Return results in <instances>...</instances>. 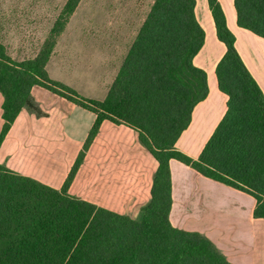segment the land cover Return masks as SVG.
<instances>
[{"label": "trees", "instance_id": "obj_1", "mask_svg": "<svg viewBox=\"0 0 264 264\" xmlns=\"http://www.w3.org/2000/svg\"><path fill=\"white\" fill-rule=\"evenodd\" d=\"M78 0H68L67 10ZM224 52L214 74L225 110L196 159L174 148L192 107L206 96V77L192 64L203 43L194 0H153L101 101L48 78V50L14 61L0 45V141L18 111H41L30 96L41 86L95 113L82 151L53 189L0 165V264H230L204 236L172 227L168 160L243 191L264 218V96L234 47L217 0H206ZM235 22L264 39V0H233ZM124 124L156 161L148 201L131 219L67 194L83 150L100 121Z\"/></svg>", "mask_w": 264, "mask_h": 264}, {"label": "crops", "instance_id": "obj_2", "mask_svg": "<svg viewBox=\"0 0 264 264\" xmlns=\"http://www.w3.org/2000/svg\"><path fill=\"white\" fill-rule=\"evenodd\" d=\"M217 2L234 36L236 52L264 96V39L236 25L233 0ZM193 12L204 37L192 64L204 71L207 91L192 107L174 148L196 159L224 113L226 95L218 90L214 74L225 48L215 36L206 0H194ZM52 60L50 56L44 65L49 79L96 101L104 98L120 65L100 89V78L78 72L65 76L62 65ZM96 69L98 66L92 68ZM29 93L42 114L35 115L24 107L18 111L0 141V165L59 189L82 151L95 113L38 85H32ZM1 103L0 95V129ZM155 168L156 161L138 142L132 128L103 119L83 150L66 192L116 214L137 218L149 199ZM168 174L167 219L172 227L201 234L230 264H264V218L253 216L252 196L202 176L172 158L168 160Z\"/></svg>", "mask_w": 264, "mask_h": 264}, {"label": "rangeland", "instance_id": "obj_3", "mask_svg": "<svg viewBox=\"0 0 264 264\" xmlns=\"http://www.w3.org/2000/svg\"><path fill=\"white\" fill-rule=\"evenodd\" d=\"M67 1L0 0V45L14 61L48 50L65 76L94 75L102 89L153 0H78L70 10Z\"/></svg>", "mask_w": 264, "mask_h": 264}]
</instances>
